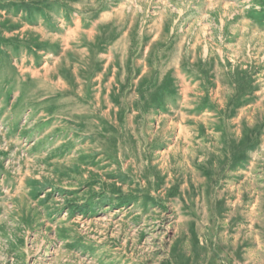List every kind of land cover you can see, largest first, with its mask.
Wrapping results in <instances>:
<instances>
[{
  "label": "rangeland",
  "instance_id": "374dc122",
  "mask_svg": "<svg viewBox=\"0 0 264 264\" xmlns=\"http://www.w3.org/2000/svg\"><path fill=\"white\" fill-rule=\"evenodd\" d=\"M217 252L264 264V0H0V264Z\"/></svg>",
  "mask_w": 264,
  "mask_h": 264
},
{
  "label": "crops",
  "instance_id": "0c3cea01",
  "mask_svg": "<svg viewBox=\"0 0 264 264\" xmlns=\"http://www.w3.org/2000/svg\"><path fill=\"white\" fill-rule=\"evenodd\" d=\"M202 244V242H200ZM204 244H202L203 246ZM206 249V246H205ZM191 264H227L225 259L222 256V253L217 252L216 255L208 256L207 254H202L199 257L191 256ZM231 264V263H230Z\"/></svg>",
  "mask_w": 264,
  "mask_h": 264
},
{
  "label": "trees",
  "instance_id": "16d2710c",
  "mask_svg": "<svg viewBox=\"0 0 264 264\" xmlns=\"http://www.w3.org/2000/svg\"><path fill=\"white\" fill-rule=\"evenodd\" d=\"M13 6L14 7H17L18 10L25 8V10H28L29 11V9H30L29 6H28V4H25V3H22V4L15 3ZM171 93H172V96H173L174 95L173 92H171ZM160 99H161V97L160 98L158 97L157 99H155V102L154 103L156 104V103L160 102L161 101ZM244 160L245 159L239 161L238 163L241 164V163H243ZM90 203L91 202L89 201V202L86 203V205H82L80 207V209H81V210H79L81 212L80 214H82L83 212H84V215H86V214L89 213Z\"/></svg>",
  "mask_w": 264,
  "mask_h": 264
}]
</instances>
